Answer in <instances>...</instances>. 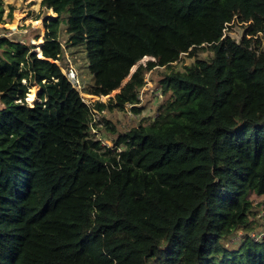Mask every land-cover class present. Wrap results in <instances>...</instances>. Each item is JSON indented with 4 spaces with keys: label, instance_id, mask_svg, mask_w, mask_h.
<instances>
[{
    "label": "trees",
    "instance_id": "16d2710c",
    "mask_svg": "<svg viewBox=\"0 0 264 264\" xmlns=\"http://www.w3.org/2000/svg\"><path fill=\"white\" fill-rule=\"evenodd\" d=\"M40 3L55 15L35 48L0 36V264H264L248 197L264 194V0ZM3 11L0 0V22ZM61 29L85 54L92 95L163 54L158 113L109 126L113 147L94 137L108 124L91 123L94 109L141 111L155 64H139L107 103H87L57 63ZM180 54L193 59L177 68Z\"/></svg>",
    "mask_w": 264,
    "mask_h": 264
},
{
    "label": "rangeland",
    "instance_id": "374dc122",
    "mask_svg": "<svg viewBox=\"0 0 264 264\" xmlns=\"http://www.w3.org/2000/svg\"><path fill=\"white\" fill-rule=\"evenodd\" d=\"M2 1L4 7L3 18L6 19V21L0 22V36H11L14 39L31 43L35 48L34 40L44 36L46 26L50 21L49 19H51L50 16H54L55 13L51 9L42 6L40 3L41 0ZM9 10L11 11L10 17L8 16ZM37 19H39L40 22L36 21ZM231 26L232 27L227 29L226 32L235 39H239L244 29L243 26L240 24H233ZM62 27L63 25H61V28ZM187 33L188 30L186 29L179 32L176 37L177 40L174 43L179 44L183 39V36H186ZM67 38L68 35L63 29H61L59 40L63 44V55L62 59L57 61V63L61 67L62 72L66 73L69 71V68H73L76 80H71V83L79 91L85 102L90 104H93L95 101L107 103L109 98L114 96V91L118 90V88L112 90L106 95H92L87 93L86 90L93 82V76L87 68V61L82 48L66 45ZM176 44H174L173 47H176ZM208 54V51L202 50L197 55L199 57H205ZM161 55L163 54L155 55L152 59H147L146 57L140 59L139 64H146L148 60H151V62L155 64L151 70L145 73V84L141 88L139 96L141 100L140 105L142 106L141 111L137 113L133 112L129 104H126L123 108L114 105L111 108H105L101 111L94 109L92 124L98 122L100 118H104V120L108 121V124L104 123V121L99 122L97 125L101 128H93L94 130H91L94 137L102 140V144H106L110 147L115 146L113 137H115L116 134L109 130V126H114L115 130L126 131L129 127L139 122H148L152 120L158 113L157 107L163 99L160 86L158 85V80L161 76L160 72L164 69L163 66L158 65ZM192 59V57H188L185 54H180L179 58L174 61L173 64H175L177 68H182L184 64L190 63ZM29 88L28 91L30 90ZM38 90H36V92H38ZM35 97H37V95H35ZM35 100L29 102L25 96V101L29 105H33L35 102L39 101L38 98L36 101ZM0 106H2L1 103ZM248 197L251 201L252 209L256 214V219L260 220L261 223H264V194H250ZM251 218L254 219L253 216ZM257 230L259 233L260 228L258 227ZM254 234L256 233L254 232ZM241 236V231H238L237 234L225 243L226 247L234 249L235 244L240 241Z\"/></svg>",
    "mask_w": 264,
    "mask_h": 264
},
{
    "label": "built area",
    "instance_id": "2783aa9c",
    "mask_svg": "<svg viewBox=\"0 0 264 264\" xmlns=\"http://www.w3.org/2000/svg\"><path fill=\"white\" fill-rule=\"evenodd\" d=\"M64 73V75L67 77V79L71 82V80H76V75H75V72H74V70H73V68H69V71H67L66 73L65 72H63ZM262 233L263 232H259V233H256V234H254V232H251V235H253V236H255L256 238H258V237H261L262 236Z\"/></svg>",
    "mask_w": 264,
    "mask_h": 264
},
{
    "label": "water",
    "instance_id": "95a60500",
    "mask_svg": "<svg viewBox=\"0 0 264 264\" xmlns=\"http://www.w3.org/2000/svg\"><path fill=\"white\" fill-rule=\"evenodd\" d=\"M33 51H36V49L33 48ZM40 53H41V50H40ZM147 56H150V55H147ZM147 56H144V57H147ZM139 63H140V60H139L138 62H136V64H134V65L131 67L129 75L127 76V78H125V79L123 80V82L119 85L118 90H115L114 93H117V92L120 91L121 86H122V85L126 82V80L130 77V75H131L132 72L135 70V68L139 65Z\"/></svg>",
    "mask_w": 264,
    "mask_h": 264
},
{
    "label": "bare ground",
    "instance_id": "6f19581e",
    "mask_svg": "<svg viewBox=\"0 0 264 264\" xmlns=\"http://www.w3.org/2000/svg\"><path fill=\"white\" fill-rule=\"evenodd\" d=\"M29 89L30 92L28 91L29 94H27L28 95L27 100L29 102H33L34 99H36L35 95H36L37 85L31 86Z\"/></svg>",
    "mask_w": 264,
    "mask_h": 264
},
{
    "label": "clouds",
    "instance_id": "9594fccd",
    "mask_svg": "<svg viewBox=\"0 0 264 264\" xmlns=\"http://www.w3.org/2000/svg\"><path fill=\"white\" fill-rule=\"evenodd\" d=\"M145 56H147V55H145ZM72 84V83H71ZM73 85V84H72ZM74 86V85H73ZM75 87V86H74Z\"/></svg>",
    "mask_w": 264,
    "mask_h": 264
}]
</instances>
